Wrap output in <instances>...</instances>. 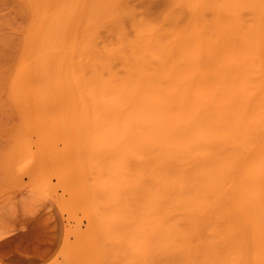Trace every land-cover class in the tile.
I'll use <instances>...</instances> for the list:
<instances>
[{"label":"bare ground","instance_id":"6f19581e","mask_svg":"<svg viewBox=\"0 0 264 264\" xmlns=\"http://www.w3.org/2000/svg\"><path fill=\"white\" fill-rule=\"evenodd\" d=\"M14 3L0 89L59 106L26 152L105 209L87 263L264 264V0Z\"/></svg>","mask_w":264,"mask_h":264},{"label":"rangeland","instance_id":"374dc122","mask_svg":"<svg viewBox=\"0 0 264 264\" xmlns=\"http://www.w3.org/2000/svg\"><path fill=\"white\" fill-rule=\"evenodd\" d=\"M14 1L0 0V53L7 54L4 68L10 70L17 67L16 51H21L18 26L19 31L25 26ZM144 2L132 0L137 7ZM10 95L0 89V264H89L83 234L96 231L91 218L105 209L97 200L85 202L73 195V183L67 189V158L54 157L47 164L27 156L37 150L40 137L34 128L39 119L59 118L53 110L59 106L22 102ZM41 139L57 151L65 147L61 132L46 133Z\"/></svg>","mask_w":264,"mask_h":264}]
</instances>
